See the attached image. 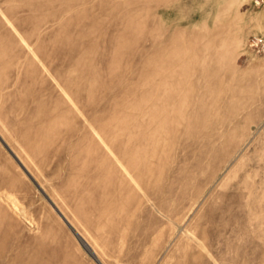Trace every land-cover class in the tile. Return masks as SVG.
<instances>
[{"label":"rangeland","instance_id":"obj_1","mask_svg":"<svg viewBox=\"0 0 264 264\" xmlns=\"http://www.w3.org/2000/svg\"><path fill=\"white\" fill-rule=\"evenodd\" d=\"M86 247L264 264V0H0V264Z\"/></svg>","mask_w":264,"mask_h":264},{"label":"water","instance_id":"obj_2","mask_svg":"<svg viewBox=\"0 0 264 264\" xmlns=\"http://www.w3.org/2000/svg\"><path fill=\"white\" fill-rule=\"evenodd\" d=\"M15 157V156H14ZM16 158V157H15ZM23 167V166H22ZM72 229V228H71ZM73 230V229H72ZM73 232L75 233V231L73 230ZM81 243V242H80ZM82 244V243H81ZM82 246L84 247V245L82 244ZM86 250V249H85ZM90 255H91V253L89 252V251H87ZM92 256V255H91ZM93 258H94V256H92ZM95 259V258H94ZM98 263H99V261L97 260V259H95ZM100 264V263H99Z\"/></svg>","mask_w":264,"mask_h":264},{"label":"bare ground","instance_id":"obj_3","mask_svg":"<svg viewBox=\"0 0 264 264\" xmlns=\"http://www.w3.org/2000/svg\"><path fill=\"white\" fill-rule=\"evenodd\" d=\"M122 155V154H121ZM124 157V156H123ZM130 161V160H129ZM134 167V166H133ZM131 168V167H130ZM86 249L91 253V255H93L92 254V252H91V250H89L87 247H86Z\"/></svg>","mask_w":264,"mask_h":264}]
</instances>
